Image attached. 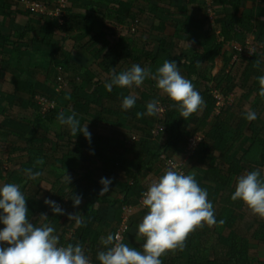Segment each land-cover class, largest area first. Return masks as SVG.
Masks as SVG:
<instances>
[{"label": "trees", "instance_id": "1", "mask_svg": "<svg viewBox=\"0 0 264 264\" xmlns=\"http://www.w3.org/2000/svg\"><path fill=\"white\" fill-rule=\"evenodd\" d=\"M24 1L37 3L45 13L34 14ZM172 2L66 0L57 17L47 13L58 5L56 0H0V27L19 26L9 36L0 33V62H16L8 75L0 68L1 79L13 85L10 92L0 90V158L5 156L8 165V172L0 174V186L18 179L30 222L39 224L40 215L46 214L62 245L80 242L92 264H99L100 241L109 234H119L124 243L143 251L144 239L136 238L148 211L142 194L171 162L177 171L194 173L207 190L217 225L191 233L184 250L165 254L162 264H264L252 245L253 240L264 244V218L242 201L231 200L239 176L259 170L264 178V97L259 96L257 79L264 75V19L245 11L255 5L264 16V0H183V9ZM192 7L202 13L208 29H202V23L191 25ZM144 17L151 18L150 26H143L149 21ZM167 24L174 28L172 34L165 33ZM246 40L252 50L243 55L233 44L244 47ZM72 50L88 54L89 64L73 62ZM29 51L47 52L48 61L30 66ZM165 60L176 61L181 75L202 96L206 106L201 116L181 118L178 106H172L152 79L139 88H105L113 69L119 74L139 64L155 72ZM17 91L26 97H18ZM212 91L221 94V106ZM128 95L136 97V104L126 111L121 104ZM36 96L53 107L43 111ZM153 99L160 101L163 111L137 118ZM249 110L257 113L255 121L245 119ZM73 111L81 126L87 124L90 143L58 122L60 112ZM191 135L201 138L193 154L183 159ZM37 159L44 163L37 165ZM2 168L0 162V173ZM29 168L42 175L29 178L24 172ZM144 171L147 176L140 178ZM102 177L112 184L100 195ZM74 196L82 198L77 207ZM46 198L65 214L54 215ZM77 213L85 226L68 219Z\"/></svg>", "mask_w": 264, "mask_h": 264}, {"label": "clouds", "instance_id": "2", "mask_svg": "<svg viewBox=\"0 0 264 264\" xmlns=\"http://www.w3.org/2000/svg\"><path fill=\"white\" fill-rule=\"evenodd\" d=\"M256 61L255 66L259 67ZM201 66L197 62V67ZM146 79L156 81L157 89L161 90L178 106L180 117L187 120L193 114H199L206 106L194 84L181 75L176 61L165 60L155 72L150 68L133 64L129 69L117 74L113 69L110 82L105 88L111 91L113 87L139 88ZM259 96L264 97V75L259 76ZM136 104V97L128 95L123 97L121 108L130 110ZM160 101L153 99L146 104L145 112H137V118L144 116L155 117L161 113ZM258 118L255 111H247L245 119L249 122ZM57 120L61 125L67 126L70 133L76 136L82 133L86 140L91 142V132L87 124L81 126L77 113L65 115L60 112ZM43 159H37L36 164L42 165ZM170 163L164 174L157 181L152 182L142 194V205L147 214L138 225L137 239H144L143 251H138L123 242L119 234H109L101 238L103 250L98 251L96 259L99 264H162L161 257L177 250L183 251L188 236L199 228L207 225H217L213 204L208 200V192L202 189L195 179V174H184L177 171V166ZM25 174L36 179L42 175L39 171L25 169ZM64 180L71 183L65 174ZM103 186L100 195L109 192L112 180L102 177ZM73 207L79 206L82 198L74 196ZM232 201L240 200L253 214L264 218V178L259 170H252L246 175L237 178L235 190L231 195ZM54 215H64V210L55 201L45 199ZM48 216L41 214L40 223L29 220V210L26 206L25 195L16 183H5L0 186V264H92L86 256L84 246L60 243V236L56 229L48 223ZM69 220H74L77 227L85 226L81 214H69ZM223 220L219 221L222 225Z\"/></svg>", "mask_w": 264, "mask_h": 264}, {"label": "crops", "instance_id": "3", "mask_svg": "<svg viewBox=\"0 0 264 264\" xmlns=\"http://www.w3.org/2000/svg\"><path fill=\"white\" fill-rule=\"evenodd\" d=\"M175 1L178 4L179 9L185 8V3L183 2V0H173L172 3L174 4ZM194 9H195V7H192L191 11L193 12ZM192 23H195V22L192 21L191 25H193ZM16 30H19V26L18 25H14L12 23L11 24L9 23L6 26L0 27V33L2 35H5V36H9L12 33V31H16ZM173 31H174V28L171 25L167 24L166 27H165V33L166 34H172ZM65 40H66L65 38H60V42H62V44H64L66 42ZM69 56H70V59L73 62L78 63V64H80L82 66H87L89 64L90 60H91V57L88 54H86L85 52L77 51V50H72ZM48 58H49V56H48L47 52L29 51L26 60H27L28 64H30V66H42V65L46 64V62L48 61ZM9 64L13 67V68L12 67L10 68L11 71H12L14 69L15 65H16V62L12 61ZM216 64H217L218 67H220L221 66V60L218 59L216 61ZM8 72H10V71H8ZM0 74H1V77H2L3 74L2 73H0ZM176 158L180 159V156H178ZM147 174H148L147 171L141 172L140 178L146 177ZM116 198H120V195L118 194L116 196ZM222 209H225V208L223 207ZM249 222H251V225H252L253 221L250 220ZM244 226H248V224H246ZM260 226H262V225L261 224L257 225L256 229H258V231H260ZM252 245L254 246L253 247V252L256 253V255L258 256L259 260L264 261V244L263 243H258V240H256V241L253 240L252 241Z\"/></svg>", "mask_w": 264, "mask_h": 264}, {"label": "built area", "instance_id": "4", "mask_svg": "<svg viewBox=\"0 0 264 264\" xmlns=\"http://www.w3.org/2000/svg\"><path fill=\"white\" fill-rule=\"evenodd\" d=\"M65 1L66 0H56L58 5L54 9L48 11L47 13L53 16L61 17L63 14L62 8L65 6ZM24 3H25V7H28L31 10V12H33L34 14H44L45 13L44 8H42L40 5H38L35 2L24 1ZM233 47L234 49L240 52H244L246 48L247 49L249 48L247 41L244 47H241L237 43L233 44ZM212 96L216 100V103L218 106H221L223 104V98L221 94H219L217 91H212ZM36 98L38 99V102L42 104L43 111L47 110L49 107L50 108L53 107V103L47 101L45 98L40 97V96H36ZM200 138H201L200 135H191L188 138L187 146L185 147L184 154H183L184 159L189 158L193 154L194 149L196 148V146L198 145L200 141ZM167 166H171L169 162H167Z\"/></svg>", "mask_w": 264, "mask_h": 264}, {"label": "rangeland", "instance_id": "5", "mask_svg": "<svg viewBox=\"0 0 264 264\" xmlns=\"http://www.w3.org/2000/svg\"><path fill=\"white\" fill-rule=\"evenodd\" d=\"M257 6H255V5H251V6H249L248 7V10H245L249 15H251V17H257V18H259V19H264V16L260 13V11H258V9L256 8ZM192 16H191V21H194L195 23H202V29H208L209 28V26H207V23H206V20L204 19V17H202V13L201 12H198V11H195V12H193V14H191ZM144 18H146V19H148L149 21H146L145 22V24L143 23V26H150V19L151 18H147V17H144ZM208 18H209V21H211V18H212V16L210 15V13H209V16H208ZM216 31H218V30H216ZM190 36L189 37H191L192 38V35L191 34H189ZM189 37H188V39H189ZM246 41H248V40H246ZM246 44V43H245ZM248 46H249V48L247 49L246 48V50L243 52V55H247V54H249L250 52H251V50H252V46L251 45H249L248 44ZM1 54H6V50H4V51H2V53ZM23 61V60H22ZM11 62H12V60H11ZM0 68H2L1 69V71H3L4 70V73L6 74V75H8L7 74V72L8 71H11V65L9 64V62H5V61H2V62H0ZM13 68V67H12ZM217 68H218V66H217ZM217 68H216V70H214V72H216L217 71ZM38 78H39V76H38ZM12 86L13 85H9V84H7L6 82H4L2 79H1V74H0V90H3V91H6V92H10V90H11V88H12ZM196 88H198V87H196ZM16 95L18 96V97H26L23 93H21V91H17L16 92ZM197 116H201V111L199 112V114H197ZM5 156H3V157H1L0 158V162L2 163V172L0 173L1 175L3 174H5V173H7L8 172V165L7 164H5L4 162H5ZM9 183H16V184H18L19 182H18V179H16V178H13ZM1 186H2V184H1ZM41 195H43L42 193H41Z\"/></svg>", "mask_w": 264, "mask_h": 264}]
</instances>
